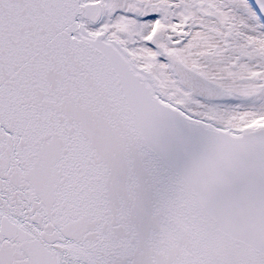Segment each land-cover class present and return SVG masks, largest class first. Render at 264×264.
<instances>
[{"label": "snow or ice", "instance_id": "1", "mask_svg": "<svg viewBox=\"0 0 264 264\" xmlns=\"http://www.w3.org/2000/svg\"><path fill=\"white\" fill-rule=\"evenodd\" d=\"M0 264H264V0H0Z\"/></svg>", "mask_w": 264, "mask_h": 264}]
</instances>
